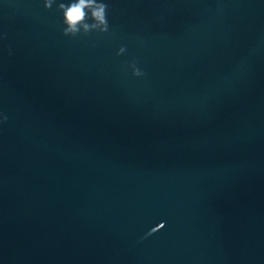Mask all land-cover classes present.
Wrapping results in <instances>:
<instances>
[{"label": "water", "instance_id": "water-1", "mask_svg": "<svg viewBox=\"0 0 264 264\" xmlns=\"http://www.w3.org/2000/svg\"><path fill=\"white\" fill-rule=\"evenodd\" d=\"M60 2L0 0V264H264V0Z\"/></svg>", "mask_w": 264, "mask_h": 264}, {"label": "clouds", "instance_id": "clouds-1", "mask_svg": "<svg viewBox=\"0 0 264 264\" xmlns=\"http://www.w3.org/2000/svg\"><path fill=\"white\" fill-rule=\"evenodd\" d=\"M56 0H44L46 9H51ZM57 10L63 13V34L65 36L77 37L78 35H88L95 31L98 33H108L109 23L107 20L108 5L103 0H71L69 3L60 2L57 4ZM126 51L121 47L117 55ZM11 54V52H9ZM133 75L136 77L143 76L144 73L136 67L133 61L130 65ZM6 120L7 117H4ZM155 229H151L154 233Z\"/></svg>", "mask_w": 264, "mask_h": 264}]
</instances>
